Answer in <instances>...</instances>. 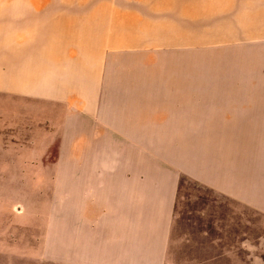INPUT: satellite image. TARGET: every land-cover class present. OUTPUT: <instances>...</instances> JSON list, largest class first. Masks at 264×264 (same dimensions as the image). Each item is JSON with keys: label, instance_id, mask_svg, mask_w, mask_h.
<instances>
[{"label": "rangeland", "instance_id": "obj_1", "mask_svg": "<svg viewBox=\"0 0 264 264\" xmlns=\"http://www.w3.org/2000/svg\"><path fill=\"white\" fill-rule=\"evenodd\" d=\"M65 1L0 0V55L18 49L31 61L39 50L57 74L98 50L103 59L89 63L116 86V125L72 114L47 91L0 83V264H264V38L255 12L142 39L162 44L116 46L65 45L47 23L15 19ZM5 56L0 75L10 78L23 62ZM142 188L169 206L167 239L121 246L118 234L141 221Z\"/></svg>", "mask_w": 264, "mask_h": 264}, {"label": "crops", "instance_id": "obj_2", "mask_svg": "<svg viewBox=\"0 0 264 264\" xmlns=\"http://www.w3.org/2000/svg\"><path fill=\"white\" fill-rule=\"evenodd\" d=\"M234 5L240 8H232ZM234 10L241 13L255 12L256 28L260 31V37L264 38V0H66L65 4L50 7L48 11L42 12L39 7L38 10L18 15L15 19L31 22L32 26H37L41 22L47 23L50 38L61 39L65 45L116 46V44H162L166 41L142 39H160L174 29L177 30L175 35L184 36L185 23L214 21L217 13ZM125 38L128 40H124ZM1 41L4 44L3 38ZM15 52L17 57L10 58L7 50L2 51L0 55L1 58L6 54L3 58L5 60L10 58L23 62L12 64L10 78L8 75L7 78L0 75L2 87L33 95L47 91L51 99L63 104V107L72 114L74 111L85 110L83 117L93 120L98 125H116V86L104 83V75H99L95 65L89 63L90 60L103 59V56L99 57L98 50L92 52L91 58L88 53L81 56L57 74L52 72L57 66L52 64L45 66L40 62L41 58L47 57H42L39 50L35 51L36 53H29L33 55L31 61L27 59L25 61L20 50L16 49ZM50 55L49 52L48 58ZM43 70H48L49 74L42 77L40 72ZM42 78L47 83L46 90L41 89ZM99 109L102 113L94 112ZM65 116L68 117V114ZM101 133L105 134L103 131ZM119 195L122 197L121 193ZM140 197L144 205L141 221L130 226L133 230L129 234H118L119 244L133 247L164 244L170 218L169 206L167 203H162L161 206L154 203L153 193L146 188H142ZM127 199L130 200V198L123 200ZM121 225L119 221L116 229L120 230Z\"/></svg>", "mask_w": 264, "mask_h": 264}]
</instances>
